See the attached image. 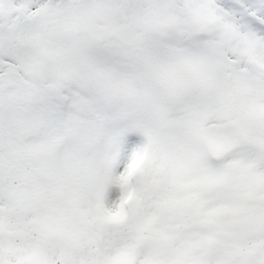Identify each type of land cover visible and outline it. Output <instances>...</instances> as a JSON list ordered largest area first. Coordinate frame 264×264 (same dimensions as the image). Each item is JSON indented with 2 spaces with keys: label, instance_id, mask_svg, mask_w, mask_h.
I'll list each match as a JSON object with an SVG mask.
<instances>
[{
  "label": "snow or ice",
  "instance_id": "snow-or-ice-1",
  "mask_svg": "<svg viewBox=\"0 0 264 264\" xmlns=\"http://www.w3.org/2000/svg\"><path fill=\"white\" fill-rule=\"evenodd\" d=\"M0 264H264V0H0Z\"/></svg>",
  "mask_w": 264,
  "mask_h": 264
}]
</instances>
